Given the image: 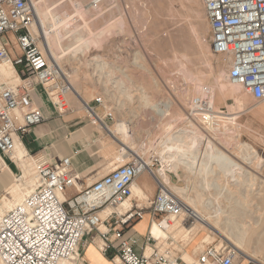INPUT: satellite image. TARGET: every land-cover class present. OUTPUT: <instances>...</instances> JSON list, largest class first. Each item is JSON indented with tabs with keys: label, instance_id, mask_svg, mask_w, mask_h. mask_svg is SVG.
Returning <instances> with one entry per match:
<instances>
[{
	"label": "rangeland",
	"instance_id": "1",
	"mask_svg": "<svg viewBox=\"0 0 264 264\" xmlns=\"http://www.w3.org/2000/svg\"><path fill=\"white\" fill-rule=\"evenodd\" d=\"M33 4L40 14L37 33L41 48L44 34L68 82L91 107L97 106L96 98L103 99L114 114V120L105 125L113 128L124 123L125 144L149 160L154 173L163 168L161 155L172 153L167 146L184 138L181 150L191 158L172 153L186 163L177 164L174 159L164 164L178 166L176 173L168 172L167 186L177 192L185 207L208 217L212 228L202 229L195 237L159 229L154 235L161 252H170L174 258L186 253L190 258V251L200 254L204 248L216 246L234 250L235 264H264V102L255 101L245 89L243 103L223 97L217 89L219 70L228 76L230 66L212 50L203 0H33ZM182 69L194 78L186 79ZM58 82L67 84L63 78ZM198 97L209 99L216 114L226 117L221 131L209 130L192 116V101ZM64 98L70 110L72 97L67 92ZM165 105H169L165 113L157 111ZM103 111L99 113L102 118ZM101 133L104 143L114 146L115 167L135 158L131 152L123 153V144L106 130ZM208 139L223 145L241 167L224 170V159H219L204 173L198 172ZM247 147L254 152L250 158ZM27 156L19 165L21 182L36 178ZM183 218L176 222L191 226L183 223Z\"/></svg>",
	"mask_w": 264,
	"mask_h": 264
},
{
	"label": "built area",
	"instance_id": "2",
	"mask_svg": "<svg viewBox=\"0 0 264 264\" xmlns=\"http://www.w3.org/2000/svg\"><path fill=\"white\" fill-rule=\"evenodd\" d=\"M203 3L212 50L229 64V80L245 89L255 101H264V0ZM40 39L33 0H0V66L10 64L19 78L18 84L0 82V169L6 167V158H13L17 143L23 144L24 137L44 122L32 97L36 85L45 88L60 113L70 111L64 98L68 88L59 84L58 69L41 48ZM51 90L56 92V101ZM94 102L105 115L100 117L95 107L86 104L94 115H88L92 123L114 120L102 98ZM191 106L192 116L204 127L219 124L218 114L206 97L195 98ZM33 164L35 188L20 204L0 216L1 264L76 261L80 259L79 247L84 237L94 232L105 244L103 251L114 250L120 264H188L156 247L151 257L140 255L136 241L126 236L134 223L143 218L144 210L132 205L123 213L117 209L133 197L134 183L147 169L142 158L115 168L81 191L77 187L80 176L70 158L47 161L35 157ZM153 167L148 168L159 185L151 205L155 224L166 230L185 215L188 217L182 222L192 224L184 203L155 177ZM73 188L78 193L68 196ZM104 224L107 229L102 232ZM148 242L157 244L152 237ZM235 255L234 250L208 246L195 264H234Z\"/></svg>",
	"mask_w": 264,
	"mask_h": 264
},
{
	"label": "crops",
	"instance_id": "3",
	"mask_svg": "<svg viewBox=\"0 0 264 264\" xmlns=\"http://www.w3.org/2000/svg\"><path fill=\"white\" fill-rule=\"evenodd\" d=\"M32 97L35 106L44 116V122L34 127L33 131L24 137L23 145L32 164L35 157L47 161L70 158L73 169L80 176L77 184L80 191L92 186L117 168L114 162V146L111 145L110 147L102 139L101 130L104 129L92 123L78 103L70 100L72 106L70 111L64 114L60 113L45 88L41 85L35 86ZM95 108L98 113H102L101 107L95 106ZM107 122L109 121H104L105 124ZM5 163L6 167L4 168L6 169L2 168L4 171L0 169V205L7 190L23 173L21 167L13 158H6ZM136 188L141 191L142 196L133 195L131 205L143 209L144 215L140 221L134 223L126 236L132 237L136 241V251L140 255L149 258L155 247L160 248L158 247L160 241L155 239L152 234L155 217L151 211L152 202L159 192V185L151 174L149 176L142 174L134 183L133 194ZM77 193V189L73 188L67 195H76ZM7 211V209H4V213ZM106 229L107 227L104 224L100 231L103 232ZM150 237L155 239L157 244L148 242ZM104 245L97 232L87 234L79 247L80 259L64 262H71V264H120L119 259L115 257L116 252L110 250L109 253H105L103 251ZM204 250L205 248L201 253ZM189 254L190 258L186 253L177 258L188 264L197 263L200 256L198 251L196 253L190 251Z\"/></svg>",
	"mask_w": 264,
	"mask_h": 264
},
{
	"label": "bare ground",
	"instance_id": "4",
	"mask_svg": "<svg viewBox=\"0 0 264 264\" xmlns=\"http://www.w3.org/2000/svg\"><path fill=\"white\" fill-rule=\"evenodd\" d=\"M35 7V6H34ZM36 11V9H35ZM39 13L36 12V15H37V19L40 21V14L38 15ZM38 23V22H37ZM39 28V27H38ZM45 29V28H44ZM40 32V31H39ZM42 32V31H41ZM44 33V32H43ZM48 35V34H47ZM46 36V35H45ZM49 39V38H47ZM46 39V37H44V34L42 35V44H43V47L45 49V51L48 53V55H50V59L52 60V62L55 64L56 68L58 69V76L60 78H63L65 81H66V87L68 88V94L71 95L72 97V100L73 101H76V103H78L79 105H81L83 107V110L86 112V114H88L89 116L93 117L94 115H92V111H90L87 107H86V104H88V101H86V99L81 95V92L72 84V82H68V80L66 79V74L60 64V62L58 61L56 55L54 54V51L52 50V46H50L51 44L48 42V40ZM205 59L208 60V57L205 55ZM181 69V68H180ZM230 70V68H229ZM182 73H183V76L186 78V79H190L192 80L194 78V75H192L189 71H187L186 69H182L181 70ZM223 69H220L219 72H218V75L216 77V81H217V89L220 90L219 92L222 93L223 97L227 98L228 96L232 97L234 100L238 99L239 102L243 103V92H242V87L240 85H236L234 83H232L228 76H226L224 74V72H222ZM226 71V70H225ZM227 72V71H226ZM181 74V73H180ZM0 82L2 83H6V84H16L18 81H19V78L14 70V68L10 65V64H3L0 66ZM51 95L53 97H55V101H56V92L54 90H51ZM237 100V101H238ZM264 102V101H262ZM240 103V104H241ZM244 105V104H243ZM169 107V105H165L163 106L162 108H160V110H157V111H161V113H165V109H167ZM157 109V108H156ZM263 113H264V109H263ZM162 116V114H161ZM101 117V116H100ZM226 119V117H220L218 116V122L219 124H217L216 126L214 127H210L208 128L209 130H213L214 132H218V131H221L223 129V127L221 126V123L222 121ZM230 119L231 121L233 120L232 118H228ZM234 121V120H233ZM101 128H103L104 130H106L111 136H113L119 143L123 144V147H121V150L123 151V153H132L134 155L135 158L137 157H141L142 158V155L140 154V152H136V151H133L134 149L132 148V146H128L126 145L125 143H128V136L126 135V126L124 123L122 122H118L113 128H110L109 126L105 125L104 123H101V122H97ZM202 131V130H201ZM212 131V132H213ZM192 133V132H191ZM194 133V132H193ZM192 133V134H193ZM204 133V132H203ZM195 134V133H194ZM202 134L201 133H198L197 135L200 136ZM196 135V134H195ZM196 135V136H197ZM204 135V134H203ZM211 135V134H210ZM184 137V136H183ZM202 137V136H201ZM210 137V136H208ZM181 138V137H180ZM179 138V139H180ZM178 139V140H179ZM184 139V138H183ZM182 139V140H183ZM182 140L180 141L182 143ZM207 140V138H206ZM170 141V140H168ZM124 142V143H123ZM180 142H173L172 144L171 141L169 144L167 145H172V147H169L166 145V143H164V145L167 146V149H169L168 151L172 152L173 154L177 155L178 154H182V155H185L186 158H191V154L187 153L186 150L182 151L181 150V144ZM185 142V141H184ZM131 143V142H130ZM184 144V143H183ZM163 145V146H164ZM186 145V144H184ZM183 145V146H184ZM220 145V144H219ZM175 150H177V152H174ZM247 150V155L248 157L252 155V152L251 153V150L253 149H250V148H246ZM167 151V150H166ZM226 150H224V146H218V145H214L213 142L211 140L208 139L207 141V145H206V154L204 156V158L199 161L200 162V165H199V170L198 172H202L204 173V169H208L207 167L209 166V164H212L213 162H216V163H213V164H217L219 163V159L220 161L222 159H224V164L222 165V168H224V170H227V171H230L234 168H237V167H241L239 166L229 155L226 154L225 152ZM255 151V150H254ZM171 153V154H172ZM169 154L170 156H164V155H161L162 158L164 160V164L165 163H168L170 162L171 160H176L178 161L177 164H181L182 162L183 163H186L184 161V159H181V161L178 160V158L176 156H174L173 154L171 155ZM27 155V151L26 149L24 148V145L21 144V143H17V147H16V150L13 154V160L18 164L20 165L24 159V157ZM249 157V158H250ZM246 158V153H245V157ZM248 158V159H249ZM143 161L145 162V164L147 165V169H146V175H148L149 173V168L148 167H151V162L149 160H146L145 158H142ZM9 160V159H8ZM245 160V159H244ZM250 160V159H249ZM10 161V160H9ZM162 161V160H161ZM247 162V160H245ZM252 161V160H250ZM163 162V161H162ZM8 163V161H7ZM249 163V162H248ZM163 164V168L162 169H159L157 170V172H155V177L164 185L166 186L176 197H178V195H176V193H174L175 191H173V189L169 188L167 186V183L170 179L169 175H168V172L169 173H176L177 172V169H178V166L176 167H170V165L168 167H166L165 165ZM211 166V165H210ZM4 167V166H3ZM162 167V166H161ZM212 167V166H211ZM210 167V169H211ZM213 168V167H212ZM6 169V168H4ZM4 169H2L4 171ZM8 169V168H7ZM200 169H202L203 171H201ZM237 170V169H236ZM242 170V169H241ZM208 171V170H206ZM214 171V169H213ZM240 171V170H239ZM209 172V171H208ZM210 173V172H209ZM241 173V172H240ZM149 176V175H148ZM213 185V184H212ZM211 185V187H213ZM36 186V178L33 179H29V180H25L23 182H21L19 179L7 190V193H6V196L2 199L3 201V205L0 206V216L4 213V209H11L13 208L15 205L17 204H20L23 200V198L28 194L30 193L31 190H33ZM214 186L217 187V184H215ZM177 188H174V190H176ZM178 190V189H177ZM179 194V193H178ZM223 194V193H222ZM134 196L135 195H141L142 196V193L140 190H138L137 188L135 189V192L133 194ZM226 196V195H225ZM228 197V196H226ZM179 198V197H178ZM222 198H225V197H222ZM132 199V198H131ZM131 199L126 202L123 207H120L117 209V211L119 213H123L124 212V209L128 208L131 206ZM180 199V198H179ZM231 199V198H230ZM228 200V199H227ZM232 200V199H231ZM182 201V200H181ZM189 201V200H188ZM191 202V205L194 204L192 200H190ZM241 203V202H240ZM239 203V204H240ZM238 204V205H239ZM211 205V204H210ZM209 205V206H210ZM208 208H211L209 207ZM242 206V204H241ZM236 207H240L239 206H236ZM234 208V207H233ZM237 209V208H236ZM238 210V209H237ZM186 211L188 212V214L190 215V219L191 221L193 220V223L191 224V226L189 227H183V226H180L179 225V222H176L175 223L173 222V224H171L170 226L167 227L166 230H164L163 228L159 227L158 225H154L153 228H152V234L154 236L155 239H158L155 235H157L156 233H159V229L163 230V231H167V232H170V231H174V230H179L180 232H184V233H187L188 236L190 237H195L202 229H209L212 228L210 226V224L208 223V217H206L205 215H203L200 211H195L193 210L192 208H190L188 205L186 207ZM240 212V210H238ZM238 211H234V212H238ZM225 212V211H224ZM224 212H222V214H224ZM226 213V212H225ZM241 213V212H240ZM213 214V213H212ZM216 214V213H215ZM218 214V213H217ZM221 214V215H222ZM234 214V213H233ZM237 214V213H236ZM235 214V215H236ZM105 213L102 215V217H105ZM242 215V214H241ZM209 216H213V215H209ZM240 216V215H239ZM218 217V216H216ZM220 218V216H219ZM218 218V219H219ZM195 223H198L197 225L194 224ZM217 222V221H216ZM215 222V223H216ZM213 225V224H212ZM231 225V224H230ZM213 230V229H212ZM155 233V235H154ZM243 233V232H242ZM243 236V235H242ZM239 238V237H238ZM243 238V237H241ZM242 240V239H239V241ZM238 241V240H237ZM238 241V242H239ZM248 258V257H247ZM60 264H71V262H61Z\"/></svg>",
	"mask_w": 264,
	"mask_h": 264
}]
</instances>
